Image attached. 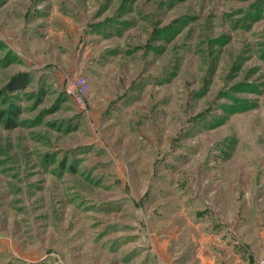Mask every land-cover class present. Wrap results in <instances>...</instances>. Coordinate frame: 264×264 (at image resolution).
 Here are the masks:
<instances>
[{"label": "rangeland", "instance_id": "374dc122", "mask_svg": "<svg viewBox=\"0 0 264 264\" xmlns=\"http://www.w3.org/2000/svg\"><path fill=\"white\" fill-rule=\"evenodd\" d=\"M189 218L264 264V0H0V264H181Z\"/></svg>", "mask_w": 264, "mask_h": 264}, {"label": "crops", "instance_id": "0c3cea01", "mask_svg": "<svg viewBox=\"0 0 264 264\" xmlns=\"http://www.w3.org/2000/svg\"><path fill=\"white\" fill-rule=\"evenodd\" d=\"M186 220H188V221L185 222V223L184 222H182V223L179 222V224H181V227H180V225H177V227H176L178 229L177 237L179 236L180 232H182V234L180 236L183 235L181 246H183L184 243L186 242L185 246L183 247L184 250H182V255L184 253V259H182L181 264H194V263H198V264H219V263L214 262L215 259L211 257L212 256V254H211L212 251L210 249H208V246L205 247L207 251L204 250L205 248L204 249L201 248L200 251H198L196 249H193L191 246L188 247V245L191 244L190 243V239L193 238L195 240L196 239V235H195L194 231H193V233H190V234H188L187 231H188L189 225L190 224H195L196 222L193 221V219H191V218L186 219ZM209 232H213L215 234H212V237H207V238H204V239L212 238L213 240H215V239H218V238L224 236V231H222V230L218 231L215 228V226H212L211 229L209 230ZM186 234H187L188 237L186 236ZM185 236H186V238H184ZM204 239H199L201 241L200 244L202 245V247H203L202 240H204ZM219 240H221V239H219ZM163 254L164 255H169L166 250H163ZM233 254L236 257L235 260H232V259L230 260V257H229L228 261H226L224 263L222 262L220 264H247L245 261H243L240 258L241 257V253L234 252Z\"/></svg>", "mask_w": 264, "mask_h": 264}, {"label": "built area", "instance_id": "2783aa9c", "mask_svg": "<svg viewBox=\"0 0 264 264\" xmlns=\"http://www.w3.org/2000/svg\"><path fill=\"white\" fill-rule=\"evenodd\" d=\"M88 81L87 79H80L79 83L76 86H73L71 82L66 85V93L69 96L74 97L77 100V103L85 106V96L88 91Z\"/></svg>", "mask_w": 264, "mask_h": 264}, {"label": "trees", "instance_id": "16d2710c", "mask_svg": "<svg viewBox=\"0 0 264 264\" xmlns=\"http://www.w3.org/2000/svg\"><path fill=\"white\" fill-rule=\"evenodd\" d=\"M30 81V75L27 72H19L15 74L8 83V88L10 90L24 89Z\"/></svg>", "mask_w": 264, "mask_h": 264}]
</instances>
